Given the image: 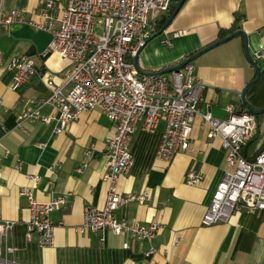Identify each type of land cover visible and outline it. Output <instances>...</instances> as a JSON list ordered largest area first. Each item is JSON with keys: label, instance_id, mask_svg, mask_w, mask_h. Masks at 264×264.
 Listing matches in <instances>:
<instances>
[{"label": "crops", "instance_id": "1", "mask_svg": "<svg viewBox=\"0 0 264 264\" xmlns=\"http://www.w3.org/2000/svg\"><path fill=\"white\" fill-rule=\"evenodd\" d=\"M41 1L0 0V9L24 10L28 18L43 21ZM67 1L55 0L57 15ZM233 26L247 34L250 54L263 76L257 86L262 91L264 0H187L163 35L142 48L139 65L144 71L171 67L217 41L222 30ZM177 31H183L182 35L175 37ZM51 38L49 32L24 23L0 30L2 55H27L37 68V74L19 89L12 87V73L0 70V215L18 221L9 237L16 247L9 259L15 264H264V212L242 209L228 222L210 226L202 223L227 163L221 139L209 136V127L202 124L200 115L191 132L193 150L178 152L169 161L157 157L164 122L152 133L139 129L131 142L134 163L120 178L118 188L122 194L146 192L149 198L143 204L123 205L114 214L130 222H159L161 229L153 238L138 240L109 229L78 230L86 207L105 205L108 169L101 157L115 130L109 118L94 109L81 113L63 132L55 131L56 108L38 103L51 92L44 77L62 84L69 64L57 52L44 56ZM243 44V37L237 36L194 59L201 111L225 118L229 107L245 109L241 93L256 72ZM31 97L32 103H20ZM23 107L39 108L40 118L24 120L19 126L17 113ZM51 116L50 122L44 121ZM261 124L244 147L250 159L264 149V140L253 149L262 132L264 137V114ZM85 162L88 166L76 172ZM191 169L202 175L198 184L185 181ZM35 176L40 179L34 184ZM26 188L41 203L56 197L65 199L62 209L51 214L57 225L53 247L43 248L36 239L26 241L30 210L28 197L21 194ZM150 249L155 252L147 256Z\"/></svg>", "mask_w": 264, "mask_h": 264}, {"label": "built area", "instance_id": "2", "mask_svg": "<svg viewBox=\"0 0 264 264\" xmlns=\"http://www.w3.org/2000/svg\"><path fill=\"white\" fill-rule=\"evenodd\" d=\"M43 21L28 18L24 10L0 9V30H7L13 23L28 24L36 30L47 31L52 38L44 56L56 53L66 59L69 71L65 81L57 84L53 77H44L51 92L39 104H52L58 112L57 133L63 132L81 113L101 110L111 121L115 133L101 158L107 166L105 179L108 191L103 207L88 206L78 228L81 232L111 230L116 235L129 234L135 239L153 238L161 229L159 222L142 224L118 219L114 212L131 202L145 203L148 193L119 191L120 178L129 172L134 159L131 142L141 129L154 132L160 122L165 128L157 157L171 160L181 151L193 150L191 132L196 117L209 127L210 137H219L225 152L227 169L219 182L202 223L210 226L228 222L234 212L246 209L264 212V149L252 159L244 151L247 140L258 129L255 116L246 110L228 108L225 118H217L209 110L201 111L195 84V65L189 63L178 72L163 75H141L135 57L146 41L156 33L160 16L169 13L174 0H68L57 15L55 0H43ZM183 31L174 33L181 36ZM261 55H257L260 57ZM0 70L12 73V87L19 89L37 74L34 62L27 55L4 57L0 52ZM34 100L22 99L28 104ZM38 106V107H39ZM18 125L24 120L40 118L39 108L25 107L17 113ZM53 116L44 118L50 122ZM44 146L43 143L40 144ZM86 154L89 156L91 151ZM88 166L85 162L76 172ZM40 179L33 177L34 184ZM202 175L191 169L186 183L198 184ZM29 201L30 219L26 223V241L37 240L43 247L55 245L56 223L51 218L61 210L64 197L47 203L39 202L32 190L22 189ZM16 220L0 215V261L15 264L9 255L16 247L9 237ZM147 251V256L154 253Z\"/></svg>", "mask_w": 264, "mask_h": 264}, {"label": "water", "instance_id": "3", "mask_svg": "<svg viewBox=\"0 0 264 264\" xmlns=\"http://www.w3.org/2000/svg\"><path fill=\"white\" fill-rule=\"evenodd\" d=\"M187 0H179L177 2V4L175 5L174 11L173 13L168 17L166 23L164 24V26L155 34H152L151 38H149L147 42H149V40H152L160 35H163V33L170 27V25L172 24L173 20L175 19V17L177 16V14L180 12L181 8L183 7V5L185 4ZM237 36H242L244 39V49H245V53H246V58L249 60V62L255 67V72L256 75L254 77V79L249 82L247 84V86L245 87V89L242 91L241 93V100L242 102L247 106L248 111L250 113H252L255 118H256V123L259 126L260 124V120H259V116L264 114V108L263 109H258L255 108L251 105L249 99L247 98V94L248 92L251 90V88L260 80L261 78V69L259 67V65L257 64V62L254 60V58H252V55L250 54L249 48H248V37L247 34L245 33V31H243L242 29H238L236 31H233V33H229L227 36H224L220 39H218L217 41L211 43L210 45L203 47V49L199 50L198 52H196L195 54L189 56L188 58L182 60L180 63H177L171 67H167L164 68L158 72H151L150 71H144L143 69H141L140 65H139V55L140 52L142 51V48H144V46L146 45V43L139 48V52L137 54V56L135 57V64L139 70V73L141 75H163V74H169L172 73L174 71H179L181 68H183L185 65L192 63L194 61V59L198 58L200 55L204 54L205 52L211 50L212 48L217 47V45L223 44ZM246 155V148L243 151ZM254 160V159H252Z\"/></svg>", "mask_w": 264, "mask_h": 264}, {"label": "trees", "instance_id": "4", "mask_svg": "<svg viewBox=\"0 0 264 264\" xmlns=\"http://www.w3.org/2000/svg\"><path fill=\"white\" fill-rule=\"evenodd\" d=\"M179 0H174L172 6L170 7V11L169 13L167 14H164L162 16H160V18L158 19L157 21V29H156V32H158L163 26L164 24L166 23L168 17L173 13L174 11V8H175V5L177 4ZM237 28L235 26L231 27L230 29H226V30H222L220 32V38L224 37V36H227L229 33H233V31H236ZM162 69H159V70H154L153 72H158ZM152 71H150L151 73ZM264 73H262L263 75ZM263 77V76H262ZM262 77L261 79L251 88V90L249 91L248 93V99L251 103V105L255 108H258V109H263L264 108V90L262 91H259L257 90V86H258V83H260L262 81ZM243 110H246L248 111V109H246V106L243 105ZM249 112V111H248Z\"/></svg>", "mask_w": 264, "mask_h": 264}, {"label": "rangeland", "instance_id": "5", "mask_svg": "<svg viewBox=\"0 0 264 264\" xmlns=\"http://www.w3.org/2000/svg\"><path fill=\"white\" fill-rule=\"evenodd\" d=\"M260 124L263 122V115H260ZM261 126H262V124H261ZM263 134V132L261 133V135ZM260 135V137H257L256 138V140L253 142V149L254 150H256L257 148H259L260 147V145L262 144V142H263V140H264V137H262ZM250 153H252V152H250Z\"/></svg>", "mask_w": 264, "mask_h": 264}]
</instances>
